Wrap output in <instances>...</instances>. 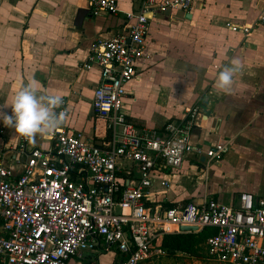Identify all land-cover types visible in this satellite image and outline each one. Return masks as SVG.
Segmentation results:
<instances>
[{"label":"crops","instance_id":"obj_1","mask_svg":"<svg viewBox=\"0 0 264 264\" xmlns=\"http://www.w3.org/2000/svg\"><path fill=\"white\" fill-rule=\"evenodd\" d=\"M116 1V15L93 16L91 0H0V107L9 105L21 86L32 82L42 93L63 97L66 123L58 129L80 133L100 147L107 145L106 123L92 111L99 70L82 66L92 42L124 32L125 14L140 4V0ZM262 10L264 0H194L189 13L172 10L149 19L145 53L137 62L139 77L127 86L124 99L127 119L139 130H160L198 107L192 145L206 151L222 143L228 150L218 163L188 153L179 169L153 173L148 205L181 209L213 199L237 206L241 193L264 199V24L257 22ZM230 24L251 26V31L245 35L230 30ZM233 58L241 61L242 70L230 92L222 93L214 81ZM0 110L11 114L10 107ZM0 130V156L4 154V165L19 176L25 161L17 150L20 137L2 121ZM26 145L28 150H44L51 139L37 138L35 144ZM125 165L129 170L120 178L125 186L132 185L138 181V170ZM163 180L169 187L160 185ZM174 232L183 233H170ZM159 250L161 255L143 264L194 259ZM120 259L115 251H92L65 264H118Z\"/></svg>","mask_w":264,"mask_h":264},{"label":"built area","instance_id":"obj_2","mask_svg":"<svg viewBox=\"0 0 264 264\" xmlns=\"http://www.w3.org/2000/svg\"><path fill=\"white\" fill-rule=\"evenodd\" d=\"M193 1L140 0L136 11L125 14L124 32L90 45L82 67L99 70L92 111L106 123L107 145L57 128L44 150H28V140L19 138L17 150L25 155L19 176L0 156V264H65L92 251H115L118 264H142L162 254L153 246L159 236L181 226L215 231L206 240L211 261L264 264V199L241 193L237 206L213 199L170 210L147 204L153 173L179 169L188 153L218 163L228 150L222 143L206 151L192 145L198 107L160 130H139L123 110L127 86L139 77L137 62L145 53L149 19L172 10L189 13ZM118 12L116 0H91L93 16ZM257 22L264 24V10ZM228 26L245 35L251 31V26ZM58 111L66 113L64 107ZM125 162L139 173L132 185L120 178L129 170ZM160 185L169 187L165 180Z\"/></svg>","mask_w":264,"mask_h":264},{"label":"clouds","instance_id":"obj_3","mask_svg":"<svg viewBox=\"0 0 264 264\" xmlns=\"http://www.w3.org/2000/svg\"><path fill=\"white\" fill-rule=\"evenodd\" d=\"M241 70V61L236 58L231 59L217 73L214 87L222 93H229L234 77ZM63 104L62 96L42 93L34 83L29 82L21 86L11 103L5 106L10 107L11 114L0 110V121L5 127L14 130L15 136L35 144L37 138L42 139L52 135L57 128L66 123V113L57 111ZM5 107H0V109Z\"/></svg>","mask_w":264,"mask_h":264},{"label":"trees","instance_id":"obj_4","mask_svg":"<svg viewBox=\"0 0 264 264\" xmlns=\"http://www.w3.org/2000/svg\"><path fill=\"white\" fill-rule=\"evenodd\" d=\"M214 232L211 228H204L199 232L164 233L153 242V246L158 249L159 243V249L167 255L182 253L196 260H205L208 258L205 242Z\"/></svg>","mask_w":264,"mask_h":264},{"label":"rangeland","instance_id":"obj_5","mask_svg":"<svg viewBox=\"0 0 264 264\" xmlns=\"http://www.w3.org/2000/svg\"><path fill=\"white\" fill-rule=\"evenodd\" d=\"M157 261L151 262V264H155ZM157 264H219L217 262L211 261L208 258H206L205 260H196V259H188V258H183V261H160L157 262Z\"/></svg>","mask_w":264,"mask_h":264},{"label":"water","instance_id":"obj_6","mask_svg":"<svg viewBox=\"0 0 264 264\" xmlns=\"http://www.w3.org/2000/svg\"><path fill=\"white\" fill-rule=\"evenodd\" d=\"M186 18H189V14H186ZM179 232H197V229L195 227H184L181 226L178 228Z\"/></svg>","mask_w":264,"mask_h":264}]
</instances>
